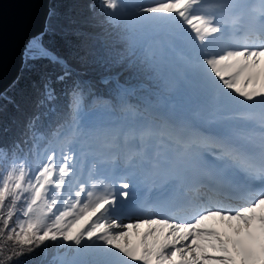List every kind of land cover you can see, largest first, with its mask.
I'll return each mask as SVG.
<instances>
[{
    "label": "snow or ice",
    "instance_id": "6c2138e0",
    "mask_svg": "<svg viewBox=\"0 0 264 264\" xmlns=\"http://www.w3.org/2000/svg\"><path fill=\"white\" fill-rule=\"evenodd\" d=\"M100 9L116 37L74 54L94 75L57 49L55 37L68 30L52 23V6L41 34L49 39L30 40L23 53L38 111L22 112L20 77L0 90V116L10 107L23 115L0 121V254L11 264L51 241L75 254L59 264H264V0H101ZM178 84L206 98L204 115L217 127L199 131L163 110ZM86 102L121 122L82 125ZM225 107L233 111L218 115ZM50 114H70L73 137L101 142L86 172L70 147L59 161L55 153L31 161ZM137 184L155 190L160 214L122 224L117 198ZM233 192L244 193L245 206L225 203ZM216 218L222 229L206 223ZM141 224L147 230L133 244L127 230Z\"/></svg>",
    "mask_w": 264,
    "mask_h": 264
},
{
    "label": "trees",
    "instance_id": "16d2710c",
    "mask_svg": "<svg viewBox=\"0 0 264 264\" xmlns=\"http://www.w3.org/2000/svg\"><path fill=\"white\" fill-rule=\"evenodd\" d=\"M100 3L101 0L48 1V9H50V7L52 6H56L59 13L58 18L53 20L52 23H55L58 28L68 30L67 35H57L55 37L57 49L86 76L94 75V73H92L90 70H86L85 66L79 64L75 59L74 54L77 52L82 53L83 50L94 44L111 42L116 37L118 31L107 22L106 17L101 12ZM45 20V27L42 33L45 32L46 25L49 23L48 13L45 17ZM77 31L81 34H76ZM40 39H43L47 42L49 38L45 35L43 37L41 36ZM20 66L21 67L19 69V72L15 78V80L17 79V77L21 78L18 82L17 97L22 101H27V103H22V112L33 114L38 111L35 108L34 103L37 99V93L33 88L34 77L25 69L24 61ZM56 89L57 91H59L60 85H56ZM180 89L181 84H178L173 92L167 94L168 98L178 95ZM129 102L132 104L138 103V101L135 99H132ZM59 103H63V101H59ZM91 107L92 108L85 104L79 117L80 123L82 125H86V121H89V119H91L90 121L94 119H108L112 121L121 115L120 113H117L115 116L109 117L103 112V109L100 106L93 105ZM39 111L44 110L40 109ZM65 112H68V110L65 109ZM11 116H16L20 119H23L22 113H18L10 107L7 115L0 116V121H7ZM48 119H51L52 121L48 132L43 138H39L31 142L34 146L31 148L32 154L30 156V159L34 165L36 163H43L44 161H46L47 157L46 155H43V152L47 148V150H51V147L53 148L54 146V148H57L60 145V141L64 137L70 136L72 134V131L69 130V125L71 124L70 114L60 116L50 114L48 118H45L46 122ZM53 130H55L58 135H53ZM90 144L91 143H89V145ZM3 167L4 165L2 162V157H0V169H2ZM14 219L15 218H13V222ZM0 243H2V241H0ZM10 246L11 243L9 242L8 247ZM56 249L58 248H56L53 242L49 241L47 242V247L42 245L41 248L36 249L31 253L26 252L23 256L19 257L18 261L14 258L11 264H49L50 260L53 258V255H55L58 251H56ZM7 254V250L3 254H0V264H8V262H6L4 259ZM54 259L58 261L59 257L56 256L54 257Z\"/></svg>",
    "mask_w": 264,
    "mask_h": 264
},
{
    "label": "water",
    "instance_id": "95a60500",
    "mask_svg": "<svg viewBox=\"0 0 264 264\" xmlns=\"http://www.w3.org/2000/svg\"><path fill=\"white\" fill-rule=\"evenodd\" d=\"M48 1L0 0V90L15 80L27 43L40 39L49 11ZM203 2L211 4L215 0Z\"/></svg>",
    "mask_w": 264,
    "mask_h": 264
},
{
    "label": "rangeland",
    "instance_id": "374dc122",
    "mask_svg": "<svg viewBox=\"0 0 264 264\" xmlns=\"http://www.w3.org/2000/svg\"><path fill=\"white\" fill-rule=\"evenodd\" d=\"M134 1L135 0H125L124 2L126 4H128L129 6H132L131 4L134 3ZM149 1H151V0H149ZM145 3H148V1L145 2ZM186 98H187V91L184 89L183 85L181 84V89L179 91V94L177 96H174L173 98L172 97L168 98V101H167L166 105L164 106V109L163 110H169L170 111L172 106H177L178 107V110H179V108H181V106L177 103V100H183V101L185 100L186 101ZM192 102L193 103H189L188 104V108H189V111H190L189 114H191L192 116H194L203 125L206 124L208 127H216V122H215L216 119L212 118V120L210 122L209 118L204 115L205 111H204L203 106L200 105L198 102H195L194 100ZM86 105L90 106V108H92L91 106H93L90 102H87ZM197 107H199L198 110L196 109ZM90 120L91 119H89V121L88 120L86 121L87 122L86 125L93 124L92 121H94L96 119H94L92 121H90ZM117 120H119V119L116 118V119L112 120L111 123L117 124ZM94 123H96V122H94ZM69 130H71V128ZM67 140H71V143L66 145V141ZM99 142L100 141L93 140V139H88L87 137L85 138V137H82V136H78L76 138V137H73V135L71 134L70 136L64 137L60 141V143H59L60 145L57 148H54L55 146L53 148L51 147V150H47L48 149L47 148L43 152V155L44 156L46 155V157H47L49 154L55 153V157L59 161L61 159V152L63 150H65L66 147H70L72 149V152L70 154H73L78 160L79 159H84L85 172H86L87 171V167H88V162L90 160L89 155H87V154H89L90 152L91 153L92 152H95L94 150L96 148L94 149V147H96L97 143H99ZM89 143H91L94 147L91 148L92 145L89 146ZM82 148H85L86 150H88L90 152L85 151ZM98 148L101 150L102 149V145L101 146L98 145ZM210 148H211V146H210ZM81 153H84L85 156L84 157H81ZM241 206H245V202L242 203V205H240L239 207H241ZM154 217H156V216H154ZM145 218H148L147 215H144L142 218H132V219H126V218L120 217L119 222L122 223V224L140 223ZM206 223L209 224L210 226H213L214 227V224L211 223V221H209V222L207 221ZM146 230L147 229H146V227L143 224H141V226L139 228H137L135 230V232H133V230H131V229H128L127 231L129 233V238H130L131 242H133V240L135 239V237H137V238L140 239V236ZM149 242H151V238H149ZM56 251H57L56 255H58L59 253H61L60 255H58L59 256V259L57 261V264H59V261L60 260H63V261H71L75 257V254L73 252H70L68 249H65V248H58V249H56ZM209 255H215V254L210 251L209 252ZM53 259H54V257L50 260V262L53 261ZM50 262H49V264H50Z\"/></svg>",
    "mask_w": 264,
    "mask_h": 264
},
{
    "label": "bare ground",
    "instance_id": "6f19581e",
    "mask_svg": "<svg viewBox=\"0 0 264 264\" xmlns=\"http://www.w3.org/2000/svg\"><path fill=\"white\" fill-rule=\"evenodd\" d=\"M125 1V0H124ZM148 1V3H145V2H147ZM149 2H151V1H149V0H135L134 1V3H132L131 5L132 6H136V5H147V4H149ZM202 2H203V0H202ZM203 3H205V2H203ZM214 3V2H213ZM260 60H261V65L262 66H264V57H261L260 58ZM224 91H226V92H228V91H231V90H228V89H225ZM233 95H236L235 93H232ZM195 101V102H198L200 105H202L203 106V108H204V111L206 112V110H207V100H206V98H204V97H202V96H193V95H191L190 93H188L187 92V98H186V101L184 100H177V103L181 106V108H179V110H178V112H177V114H178V116H185L187 113H189L190 111H189V108H188V104L189 103H193L192 101ZM176 108V107H175ZM197 110L199 109V107H197L196 108ZM168 114H170V115H173L172 114V109L169 111V110H165ZM231 111H233V109L232 108H230V107H225V108H223L222 110H221V112L218 114V115H220V116H222V115H225V114H228V113H230ZM174 116V115H173ZM214 119H216V117H213ZM201 124V123H200ZM202 126H206V128L208 129V128H215V127H208L206 124L205 125H203V124H201ZM218 125L216 124V127H217ZM248 128L249 129H252V130H255V132L258 134L259 133V131H260V129H259V127H258V125H256V124H254V123H250L249 125H248ZM209 153L212 151V149L211 148H209ZM121 173H117V172H115L114 174H113V176H115V177H118L119 175H120ZM113 176H109L107 179H106V182H108V183H111L112 182V180H113ZM99 178H101V179H105V176H101V177H99ZM115 188L116 189H120V180L119 179H116L115 180ZM222 198H224L225 199V203L228 205V206H230V207H233V208H238L240 205H242V203H244L245 202V199L243 198V199H241V200H234V199H227V198H225V197H222ZM119 200H120V196H118V198H117V208L118 207H120V205L118 204L119 203ZM149 218V217H148ZM151 218H156V217H151ZM211 221V223H213L214 224V227H216L217 229H222V225L219 223V220H218V218H216V219H213V220H210ZM209 222V221H208ZM145 229V228H144ZM138 242H139V238H137V237H135V239L133 240V244H138ZM210 252V251H209ZM125 259H128V258H126L125 257ZM132 264H133V262H132Z\"/></svg>",
    "mask_w": 264,
    "mask_h": 264
}]
</instances>
